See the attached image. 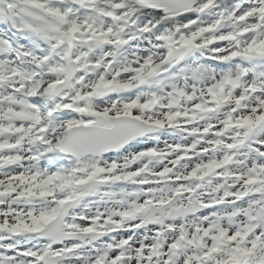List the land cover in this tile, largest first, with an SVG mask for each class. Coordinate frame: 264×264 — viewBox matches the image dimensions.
I'll return each instance as SVG.
<instances>
[{
  "label": "snow or ice",
  "instance_id": "6c2138e0",
  "mask_svg": "<svg viewBox=\"0 0 264 264\" xmlns=\"http://www.w3.org/2000/svg\"><path fill=\"white\" fill-rule=\"evenodd\" d=\"M0 264H264V0H0Z\"/></svg>",
  "mask_w": 264,
  "mask_h": 264
}]
</instances>
